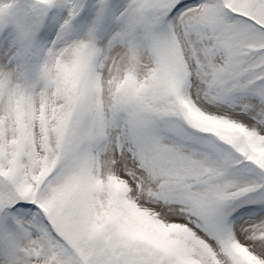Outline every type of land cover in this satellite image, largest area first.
<instances>
[{
    "label": "snow or ice",
    "instance_id": "snow-or-ice-1",
    "mask_svg": "<svg viewBox=\"0 0 264 264\" xmlns=\"http://www.w3.org/2000/svg\"><path fill=\"white\" fill-rule=\"evenodd\" d=\"M0 264H264V0H0Z\"/></svg>",
    "mask_w": 264,
    "mask_h": 264
}]
</instances>
